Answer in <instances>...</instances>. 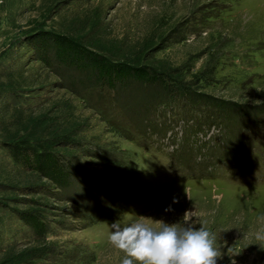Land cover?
<instances>
[{
	"label": "rangeland",
	"instance_id": "obj_1",
	"mask_svg": "<svg viewBox=\"0 0 264 264\" xmlns=\"http://www.w3.org/2000/svg\"><path fill=\"white\" fill-rule=\"evenodd\" d=\"M185 211L264 264V0H0V264H121L114 222Z\"/></svg>",
	"mask_w": 264,
	"mask_h": 264
},
{
	"label": "clouds",
	"instance_id": "obj_2",
	"mask_svg": "<svg viewBox=\"0 0 264 264\" xmlns=\"http://www.w3.org/2000/svg\"><path fill=\"white\" fill-rule=\"evenodd\" d=\"M139 217L110 226L109 242L124 253L121 264H217L222 258L220 248L215 246L216 236L195 212L185 211L183 220L173 224ZM254 239L264 248V231L257 232Z\"/></svg>",
	"mask_w": 264,
	"mask_h": 264
},
{
	"label": "trees",
	"instance_id": "obj_3",
	"mask_svg": "<svg viewBox=\"0 0 264 264\" xmlns=\"http://www.w3.org/2000/svg\"><path fill=\"white\" fill-rule=\"evenodd\" d=\"M191 127H193V126H191ZM191 129H192V128H191ZM186 140H187V138H186ZM188 148H189L188 151H191V150H192V147H191V146H188Z\"/></svg>",
	"mask_w": 264,
	"mask_h": 264
}]
</instances>
